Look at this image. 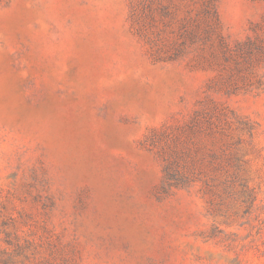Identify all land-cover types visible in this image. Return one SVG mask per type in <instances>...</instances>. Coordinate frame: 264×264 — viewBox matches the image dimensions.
Returning a JSON list of instances; mask_svg holds the SVG:
<instances>
[{"label":"rangeland","instance_id":"rangeland-1","mask_svg":"<svg viewBox=\"0 0 264 264\" xmlns=\"http://www.w3.org/2000/svg\"><path fill=\"white\" fill-rule=\"evenodd\" d=\"M0 264H264V0H0Z\"/></svg>","mask_w":264,"mask_h":264}]
</instances>
